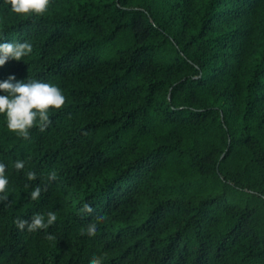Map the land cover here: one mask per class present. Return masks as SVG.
Instances as JSON below:
<instances>
[{"label":"trees","instance_id":"1","mask_svg":"<svg viewBox=\"0 0 264 264\" xmlns=\"http://www.w3.org/2000/svg\"><path fill=\"white\" fill-rule=\"evenodd\" d=\"M0 34L33 45L0 81L66 97L27 140L0 116V264H264V0H50L38 17L0 0Z\"/></svg>","mask_w":264,"mask_h":264},{"label":"clouds","instance_id":"2","mask_svg":"<svg viewBox=\"0 0 264 264\" xmlns=\"http://www.w3.org/2000/svg\"><path fill=\"white\" fill-rule=\"evenodd\" d=\"M50 0H4L8 11L16 16H40L43 15L49 6ZM0 67L11 59L24 61L33 51V45L29 41H7L0 34ZM15 81V82H14ZM66 97L60 87L56 84L48 83L43 80L33 79L27 81H16L15 76L0 81V116L3 117V124L6 129L14 133L17 137L27 140L30 130L34 125L39 126L41 131L51 123L49 111L59 110L65 105ZM15 170H22L25 161L16 159L12 163ZM34 172L27 173L29 181L36 180ZM50 179H55V174L50 175ZM25 187H30L25 185ZM11 189L9 188V176L6 174V165L0 160V203L8 200ZM42 189L39 185L31 189L27 194L32 201L41 198ZM92 207L91 202L87 204ZM103 219V217H100ZM57 220L54 211H49L47 216L40 213L32 215L31 220L19 218L16 221L20 230L27 229L33 232L39 229H48ZM86 231L94 234L98 231V224L91 222L87 225ZM49 239H53L49 234ZM88 264H102V258L93 255Z\"/></svg>","mask_w":264,"mask_h":264}]
</instances>
